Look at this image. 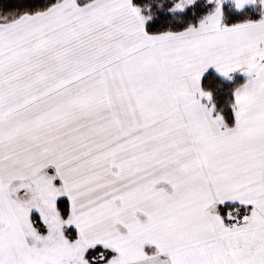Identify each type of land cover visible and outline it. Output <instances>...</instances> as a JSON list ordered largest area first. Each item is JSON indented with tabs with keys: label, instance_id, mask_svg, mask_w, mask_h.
Segmentation results:
<instances>
[{
	"label": "snow or ice",
	"instance_id": "snow-or-ice-1",
	"mask_svg": "<svg viewBox=\"0 0 264 264\" xmlns=\"http://www.w3.org/2000/svg\"><path fill=\"white\" fill-rule=\"evenodd\" d=\"M0 264H264V0H0Z\"/></svg>",
	"mask_w": 264,
	"mask_h": 264
}]
</instances>
